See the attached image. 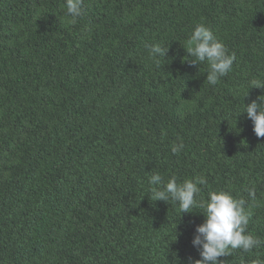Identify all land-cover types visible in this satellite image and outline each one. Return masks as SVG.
Instances as JSON below:
<instances>
[{
	"label": "trees",
	"instance_id": "trees-1",
	"mask_svg": "<svg viewBox=\"0 0 264 264\" xmlns=\"http://www.w3.org/2000/svg\"><path fill=\"white\" fill-rule=\"evenodd\" d=\"M70 19L65 0H0V264L198 259L203 209L152 200L155 173L205 177L204 199L254 187L248 231L264 241V137L242 113L264 95L249 88L264 80V0H84ZM200 23L236 57L215 85L185 49ZM154 43L169 47L159 65Z\"/></svg>",
	"mask_w": 264,
	"mask_h": 264
},
{
	"label": "clouds",
	"instance_id": "clouds-1",
	"mask_svg": "<svg viewBox=\"0 0 264 264\" xmlns=\"http://www.w3.org/2000/svg\"><path fill=\"white\" fill-rule=\"evenodd\" d=\"M84 0H65L66 15L75 24L83 12ZM186 52L193 65L206 63L208 66L206 81L215 85L219 79L226 76L236 59L235 54H229L225 45L214 35L205 24H197L187 40ZM149 56L159 65L165 58L169 47L160 43L146 45ZM249 88L264 89V80L254 78L249 81ZM249 92L246 94V97ZM242 113L253 124V132L257 138L264 137V95L245 105ZM240 115V114H239ZM238 115V116H239ZM183 149V144H173L171 151L176 154ZM207 179L203 176L194 179H184L178 182L175 176L167 181L159 174H153L149 179L151 199L154 201H173L178 204L181 213H191L192 208H202L204 222L195 228L192 246L197 250L199 258L187 257L184 264H226L222 257L231 256L234 250L251 252L264 246V241L248 231L252 204L256 203L254 187L246 189L248 200L236 198L227 191H209L207 199L200 196L198 185H205ZM178 257V254H176ZM174 264H179L178 259ZM251 264H264V257L257 255Z\"/></svg>",
	"mask_w": 264,
	"mask_h": 264
}]
</instances>
